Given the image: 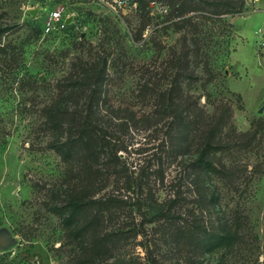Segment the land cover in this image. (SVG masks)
I'll use <instances>...</instances> for the list:
<instances>
[{
  "label": "rangeland",
  "instance_id": "374dc122",
  "mask_svg": "<svg viewBox=\"0 0 264 264\" xmlns=\"http://www.w3.org/2000/svg\"><path fill=\"white\" fill-rule=\"evenodd\" d=\"M176 1L144 0L119 19L89 0H0V229L19 241L0 264H264V0L226 16L196 1L183 26ZM57 9L73 20L46 35ZM186 38L201 67L194 82L181 73L185 95L230 116L215 156L223 176L200 170L194 150H174L161 113ZM99 75L93 122L109 147L97 163L82 148L65 161L55 146L69 138L67 114L92 107L93 87L70 85ZM74 196L95 203L80 238L54 211ZM223 225L241 239L212 252Z\"/></svg>",
  "mask_w": 264,
  "mask_h": 264
},
{
  "label": "trees",
  "instance_id": "16d2710c",
  "mask_svg": "<svg viewBox=\"0 0 264 264\" xmlns=\"http://www.w3.org/2000/svg\"><path fill=\"white\" fill-rule=\"evenodd\" d=\"M137 1L140 8V2L144 0ZM196 1L202 2L208 8L213 9L212 14L215 16L242 14L246 5L245 0H177L174 6V13H177V16L172 21L180 20L174 23L175 25L183 26L189 22V20H184L182 17L190 11V7ZM7 31L8 29L0 28V38ZM187 40L186 38V48L175 61L180 74L171 82V87L159 95L162 103L161 113L164 117L169 116L172 119L168 129L174 150H185L186 152L194 150L197 155L195 164L199 166L200 170H204L213 176H223L225 170L217 166L215 156L227 148L224 142L221 141L220 134L226 128L228 122L231 121L230 116L226 117L225 111L219 109L218 113L210 116L200 106L198 99L189 98L185 95L183 87L185 78L184 76L181 77V73L186 74L185 77L194 82L200 78L196 70L201 67L199 62L200 51H192V47L187 46ZM105 65H107V62ZM191 67H194L193 70H191ZM105 79L104 75L76 79L72 81L70 90L79 93L85 89L86 92H89V89L93 87L91 89L92 94L87 95L89 102H91L90 106H92L98 100H101L102 95L99 88L104 86ZM51 116V120H55ZM96 116L97 113L93 106L88 107L86 113L85 111H77L67 114L65 124L67 125L69 138L65 143L55 146L57 153L65 161H73L82 148V151L84 149L88 151V155H92V161L97 163L106 147H109V143L104 136L106 128L99 126L100 122H93V118ZM216 199L217 197L214 195L212 200L215 201ZM90 205H95V203H85L81 197L74 196L64 205L54 207L55 213L61 218L63 225L71 229L74 238L82 237L92 225L89 223L81 229L75 228L79 225L81 218ZM240 239L238 228L235 230L232 226L223 225L220 235H215L207 240V247L212 252L217 249L231 251Z\"/></svg>",
  "mask_w": 264,
  "mask_h": 264
},
{
  "label": "built area",
  "instance_id": "2783aa9c",
  "mask_svg": "<svg viewBox=\"0 0 264 264\" xmlns=\"http://www.w3.org/2000/svg\"><path fill=\"white\" fill-rule=\"evenodd\" d=\"M95 6L111 13L113 16L123 19L132 13L139 11V3L136 0H89ZM154 5H159L156 1ZM68 17L64 15L62 9L52 11L46 18L43 26V31L46 35L54 32L65 30L68 26L66 23Z\"/></svg>",
  "mask_w": 264,
  "mask_h": 264
},
{
  "label": "water",
  "instance_id": "95a60500",
  "mask_svg": "<svg viewBox=\"0 0 264 264\" xmlns=\"http://www.w3.org/2000/svg\"><path fill=\"white\" fill-rule=\"evenodd\" d=\"M73 18L67 19L66 23L70 24ZM262 112V110H261ZM18 238L15 237L9 228L0 229V252H5L15 248L18 245Z\"/></svg>",
  "mask_w": 264,
  "mask_h": 264
}]
</instances>
